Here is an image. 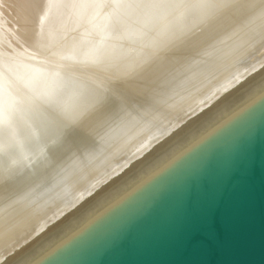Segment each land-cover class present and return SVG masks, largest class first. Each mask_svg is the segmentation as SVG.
Instances as JSON below:
<instances>
[{
	"label": "bare ground",
	"instance_id": "6f19581e",
	"mask_svg": "<svg viewBox=\"0 0 264 264\" xmlns=\"http://www.w3.org/2000/svg\"><path fill=\"white\" fill-rule=\"evenodd\" d=\"M263 71L264 0H0V264Z\"/></svg>",
	"mask_w": 264,
	"mask_h": 264
},
{
	"label": "water",
	"instance_id": "95a60500",
	"mask_svg": "<svg viewBox=\"0 0 264 264\" xmlns=\"http://www.w3.org/2000/svg\"><path fill=\"white\" fill-rule=\"evenodd\" d=\"M7 264H264V71Z\"/></svg>",
	"mask_w": 264,
	"mask_h": 264
},
{
	"label": "rangeland",
	"instance_id": "374dc122",
	"mask_svg": "<svg viewBox=\"0 0 264 264\" xmlns=\"http://www.w3.org/2000/svg\"><path fill=\"white\" fill-rule=\"evenodd\" d=\"M19 98V97H18Z\"/></svg>",
	"mask_w": 264,
	"mask_h": 264
}]
</instances>
